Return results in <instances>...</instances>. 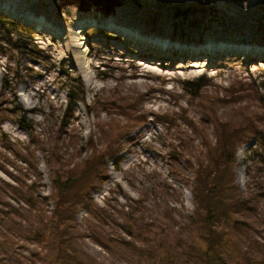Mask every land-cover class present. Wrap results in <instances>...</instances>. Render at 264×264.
<instances>
[{"label":"rangeland","instance_id":"374dc122","mask_svg":"<svg viewBox=\"0 0 264 264\" xmlns=\"http://www.w3.org/2000/svg\"><path fill=\"white\" fill-rule=\"evenodd\" d=\"M0 2V16L13 22L0 31L45 57L22 56L0 41V86L3 79L9 83L1 97L7 109L0 122V183L34 180L47 196L49 170L30 137L45 142L54 137L68 88L82 90L83 99L72 103L68 118L77 145L90 136L96 140L98 123L124 121L105 100L108 96L129 101L140 96L137 111L143 120L117 139L116 152L105 160V180L91 199L109 212L143 205L150 211L167 209L174 222L187 220L190 193L182 182L190 172L184 159L193 161L200 134L199 111L185 82L202 78L201 95L225 101L214 108L219 118L238 106L263 111L264 0H120L105 15L92 5L87 10L73 4L57 8L54 0ZM252 13L258 22H249L246 15ZM231 95L241 97L232 102ZM14 108L24 114L31 134L13 120ZM259 124L264 129V117ZM205 130L213 141L210 124ZM61 142L67 150L66 141ZM256 148L254 137L236 146L232 177L264 216V152ZM84 218V210L74 217L88 235ZM118 222L108 218L102 231L123 235ZM13 248L22 261L32 246L14 239ZM82 248L108 263V254L88 236Z\"/></svg>","mask_w":264,"mask_h":264},{"label":"trees","instance_id":"16d2710c","mask_svg":"<svg viewBox=\"0 0 264 264\" xmlns=\"http://www.w3.org/2000/svg\"><path fill=\"white\" fill-rule=\"evenodd\" d=\"M54 1L57 8L73 4L87 10L92 5L103 15L111 13L120 2ZM7 19L0 16V26L13 23ZM0 41L22 56L45 58L24 40H13L1 31ZM204 83L202 78L185 82L199 111L200 143L194 146L193 161L184 159L190 178L184 177L182 183L190 193L191 211L187 220L179 222H174L167 209L156 212L143 205L109 212L107 206L97 205L90 196L105 180V160L116 152L117 139L143 120L137 111L140 96L131 101L108 96L105 100L124 121L98 123L97 141L90 136L82 145L76 144L75 129L68 126L72 103L83 99L81 89L68 88L66 109L52 133L54 137L47 142L32 136L24 114H17L20 109H11L13 120L29 131L30 141L43 155L49 170V192L43 196L34 180L0 183V264H105L83 250L82 241L87 236L108 254L106 264H264V216L256 211L251 198L241 194L232 177L237 145L254 137L259 151L264 152V129L259 124L264 109L261 112L246 106L232 107L227 116L219 118L214 108L217 102L225 101L203 97L199 88ZM5 88L9 83L3 79L0 122L7 109L1 106ZM237 95L229 99L238 101L241 95ZM208 124L213 141L206 135ZM62 139L67 150L62 147ZM79 210H84L88 235L75 223ZM146 211L150 212L147 217ZM108 218L119 219L117 226L123 235L119 231L114 235L102 231ZM14 239L32 246L22 261L14 256Z\"/></svg>","mask_w":264,"mask_h":264},{"label":"bare ground","instance_id":"6f19581e","mask_svg":"<svg viewBox=\"0 0 264 264\" xmlns=\"http://www.w3.org/2000/svg\"><path fill=\"white\" fill-rule=\"evenodd\" d=\"M50 1H52V0H50ZM3 2H0V5H4V4H2ZM6 5V4H5ZM232 8V7H231ZM234 9V8H233ZM221 10V9H220ZM255 11V10H254ZM234 13V12H233ZM212 15V14H211ZM246 17H248L249 18V22L250 21H252L253 23L256 21V19H257V14L256 13H252L251 15L250 14H247L246 15ZM221 19V18H220ZM232 21V20H231ZM231 21H228V22H230V23H234L233 21L231 22ZM256 22H258V21H256ZM241 23V22H240ZM250 26V25H249ZM131 31V33H132V35H134L135 37H136V35H138V34H136L135 32H133L132 30H130ZM147 39L149 40V41H154L153 40V38H149V37H147ZM159 39L158 38H156L155 39V41H158ZM165 41V40H164ZM215 42V41H214ZM249 43V42H248ZM208 45H209V42H208ZM207 45V46H208ZM250 45V44H249ZM251 56H248V58H250Z\"/></svg>","mask_w":264,"mask_h":264},{"label":"water","instance_id":"95a60500","mask_svg":"<svg viewBox=\"0 0 264 264\" xmlns=\"http://www.w3.org/2000/svg\"><path fill=\"white\" fill-rule=\"evenodd\" d=\"M248 42V41H247Z\"/></svg>","mask_w":264,"mask_h":264}]
</instances>
